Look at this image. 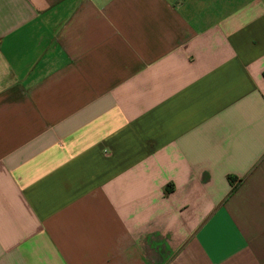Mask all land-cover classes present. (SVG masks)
<instances>
[{
    "label": "crops",
    "instance_id": "1",
    "mask_svg": "<svg viewBox=\"0 0 264 264\" xmlns=\"http://www.w3.org/2000/svg\"><path fill=\"white\" fill-rule=\"evenodd\" d=\"M0 264H264V0H0Z\"/></svg>",
    "mask_w": 264,
    "mask_h": 264
},
{
    "label": "trees",
    "instance_id": "2",
    "mask_svg": "<svg viewBox=\"0 0 264 264\" xmlns=\"http://www.w3.org/2000/svg\"><path fill=\"white\" fill-rule=\"evenodd\" d=\"M229 178V181L231 182V184H232V187H231V190H230V192H232L234 189H235V187L237 186V184H238V182L240 181V179H235L234 177H232V176H229L228 177ZM235 182V183H234Z\"/></svg>",
    "mask_w": 264,
    "mask_h": 264
}]
</instances>
